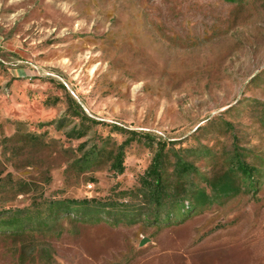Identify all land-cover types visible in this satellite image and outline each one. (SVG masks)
Returning a JSON list of instances; mask_svg holds the SVG:
<instances>
[{
    "label": "rangeland",
    "instance_id": "374dc122",
    "mask_svg": "<svg viewBox=\"0 0 264 264\" xmlns=\"http://www.w3.org/2000/svg\"><path fill=\"white\" fill-rule=\"evenodd\" d=\"M85 198L0 264H264V0H0V218Z\"/></svg>",
    "mask_w": 264,
    "mask_h": 264
},
{
    "label": "trees",
    "instance_id": "16d2710c",
    "mask_svg": "<svg viewBox=\"0 0 264 264\" xmlns=\"http://www.w3.org/2000/svg\"><path fill=\"white\" fill-rule=\"evenodd\" d=\"M114 128H116V130H121L118 127ZM126 134H128L127 138L118 148L114 158L118 173L123 171V147L129 142L133 141L136 136H138V133L131 130L126 131ZM142 137L145 139L147 138V140H151V138H149L146 134H142ZM162 157L163 145H158V148L152 157L150 164L140 178V190L145 197L150 198L156 205H160L164 200L171 198V193L165 185L164 174L162 171ZM184 170L187 171V168L184 167ZM235 170L239 171L240 175L244 176L245 178H250L252 176L253 169L246 163H238L235 167ZM121 196V198H125L127 194L122 193ZM46 202L45 209L42 211L40 209L39 211H15L11 213L9 217L4 219L0 218V233L19 232L20 230L27 229L32 224H35L36 226L43 225L46 220L43 219V215L47 216V219H51L54 217L56 218L61 213H64L65 215H72L74 218L79 219L82 222H95L99 220V212H103V210L107 207V205L105 206L104 204H98L94 199L86 198L52 200ZM116 210V207H113L112 204L109 213L112 211L117 212Z\"/></svg>",
    "mask_w": 264,
    "mask_h": 264
}]
</instances>
